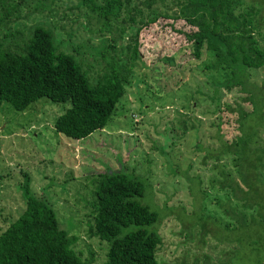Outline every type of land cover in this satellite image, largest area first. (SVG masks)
Listing matches in <instances>:
<instances>
[{"label":"rangeland","instance_id":"1","mask_svg":"<svg viewBox=\"0 0 264 264\" xmlns=\"http://www.w3.org/2000/svg\"><path fill=\"white\" fill-rule=\"evenodd\" d=\"M80 1L26 0L19 16L0 25V43L13 49L43 24L53 31L59 50L81 61L91 82L107 67L109 56L117 65L129 63V34L135 26L125 23L121 34L122 23L114 20L101 31ZM156 10L173 13L176 8L167 0ZM260 27L264 32V20ZM188 29L184 20L165 18L141 28L138 57L114 116L85 138H68L54 128L68 101L42 97L23 111L0 104V229L24 210L27 185L52 204L60 226L76 237L78 255L102 264L108 244L90 233V201L100 173L123 171L142 180L139 200L158 214L152 228L162 237L159 264H264V218L251 226L232 224L222 205L233 199L218 185L217 162L203 161L206 147H217L219 116L225 140L238 134L237 116L225 105L251 107L239 88L223 90L220 113L212 112L214 101L205 94L192 97L197 88L211 94L205 65L212 57L209 52L201 60L191 55L181 33ZM100 46H106L107 59L98 52ZM251 80L264 92V68L252 70ZM220 160L216 166L231 170L230 158ZM199 217L205 225L197 223Z\"/></svg>","mask_w":264,"mask_h":264},{"label":"trees","instance_id":"2","mask_svg":"<svg viewBox=\"0 0 264 264\" xmlns=\"http://www.w3.org/2000/svg\"><path fill=\"white\" fill-rule=\"evenodd\" d=\"M166 1L79 2L100 22L101 31L112 27L114 20L121 21V34L125 23L135 26L129 34V63L117 65L114 57H105L106 46H100L98 52L107 59V67L94 82L74 53L58 49L53 31L43 24H36L30 36L21 45L14 43L17 46L13 49L0 43V104L7 102L16 111H23L42 97L55 103L68 101L54 128L68 138H85L105 128L114 116L138 57L141 28L160 18L184 20L189 29L181 33L191 55L201 60L209 52L212 57L205 65L211 77V94L197 88L192 97L205 94L214 101L212 112L220 113L223 90L239 88L251 107L247 111L238 104L225 105L237 116L238 134L231 141L225 140L219 116L215 124L217 147H206L203 161L211 158L220 164L221 158H230L231 170L225 164L213 166L219 187L228 191L234 202L228 201L222 210L238 227L255 225L264 218V92L251 80V71L264 68V32L260 27L264 0H169L176 8L173 13L155 11ZM24 3L26 0H0V25H9L11 16H19ZM109 46L114 50L112 44ZM143 193V182L134 175L123 171L99 174L90 201L89 230L108 244L102 264H159L156 251L162 237L152 228L158 214L140 202ZM24 196L22 213L0 229V264H89L74 250L76 237L60 226L52 204L34 195L27 185ZM197 223L205 225L200 217Z\"/></svg>","mask_w":264,"mask_h":264}]
</instances>
